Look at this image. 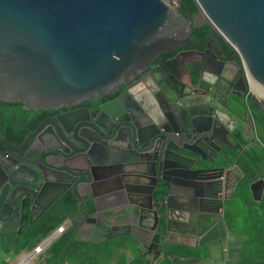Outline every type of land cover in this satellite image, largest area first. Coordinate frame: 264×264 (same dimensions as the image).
<instances>
[{
  "label": "flooded vegetation",
  "instance_id": "af4514ba",
  "mask_svg": "<svg viewBox=\"0 0 264 264\" xmlns=\"http://www.w3.org/2000/svg\"><path fill=\"white\" fill-rule=\"evenodd\" d=\"M182 2L177 3L184 18L180 21L181 29L189 31V24L193 22L192 43L184 44L174 52L161 53L131 82L119 85L114 92L100 98L83 100L69 107H9L7 121L0 123V237L20 235L23 229L48 212L38 216L61 192L64 193L49 210L53 211L67 196L68 202L74 203L76 208L60 215L65 218L66 230L73 227L75 231L76 220L81 216L78 205L85 203L92 209L96 198L102 207L98 189L104 183L111 185L116 176L121 175V165H109L113 154L121 151L132 156L138 155L137 150L148 152L150 187L157 179L163 193L166 190L162 189L161 177L178 180V198L172 203L186 206L187 211L178 215L181 219L178 228L182 234L166 236V240L174 244L199 248L227 237L226 223L233 220L240 224L246 216L242 213L246 208L245 200L241 199V188L245 184L249 185L253 200L264 201V193L261 200L253 197V193L259 197L260 179L264 178V87L252 78L236 49L211 27L199 10H185ZM190 14L192 19H189ZM106 104L115 117L102 111ZM136 112L142 113L136 119L138 124L149 126L147 132L136 138L137 141L127 125ZM147 113H152L154 119ZM87 125L102 134L92 130L91 139L81 138L77 131L85 130ZM112 133H115L114 142L104 137ZM31 134L34 136L26 147L23 146ZM90 142L94 143L93 149L102 160L93 166L95 180L85 183L83 172L91 166L82 158L77 163L70 159H79L80 150L88 147ZM50 149H58L64 156L59 153L48 155ZM222 155L227 157L221 165H226L228 191L216 197L215 190L207 188L204 195L195 200L189 186L199 180L208 181L217 164L213 161ZM163 157L160 169L158 160ZM32 166L38 168L40 177ZM41 176L48 180L41 207L30 208L27 218L17 216V213L13 215V207L7 199L34 193L31 188L37 186L36 181ZM56 180L58 184L50 183ZM252 183L254 190H251ZM74 189L78 191V197ZM184 194L188 197H183ZM156 197H162L159 190ZM159 207L158 203L150 205L153 215L150 225L153 227L146 250L137 248L133 235L137 233L132 226L113 225L100 231L90 229L88 239L120 238L123 236L115 235L123 228L122 231H129L133 258L138 255L144 264H160L166 258L170 259L171 245L162 247L159 242L160 233L155 229ZM140 235L138 233L142 243Z\"/></svg>",
  "mask_w": 264,
  "mask_h": 264
},
{
  "label": "water",
  "instance_id": "95a60500",
  "mask_svg": "<svg viewBox=\"0 0 264 264\" xmlns=\"http://www.w3.org/2000/svg\"><path fill=\"white\" fill-rule=\"evenodd\" d=\"M194 1L211 27L236 49L252 78L264 87V0ZM189 19H192L191 14ZM180 21L184 18L178 6L172 7L165 0H0V101L19 102L27 109L64 108L112 93L119 85L134 80L161 53L174 52L192 43L193 22L189 24L190 30L185 31ZM102 111L115 117L107 104ZM141 114L134 113L133 120L127 124L133 130L135 141L149 130L148 125L141 126L136 121ZM147 115L154 119L152 113ZM92 130L102 134L90 125L77 133L89 140ZM114 135L104 137L114 142ZM33 136L29 135L23 146L26 147ZM93 145L90 142L88 147L81 149L79 159H70L77 163L82 158L91 166L83 172L85 183L95 180L93 166L102 160ZM50 150L48 155L64 156L58 149ZM137 152L134 156L122 151L113 154L112 162L116 164L109 165L122 167L121 175L116 176L119 189L114 195L121 198L120 203L103 209L95 198L92 209L85 203L78 205L81 216L76 220L74 238L90 240V229L100 231L113 225L132 226L137 233H133L137 248L146 250L153 227L150 225L151 203L160 205L155 229L160 233L161 246L174 244L166 240L167 234L177 237L182 234L178 215L186 213L187 207L172 203L178 198V180L161 177L162 189L166 190L163 193L157 179L150 187L148 152ZM163 160L164 157L158 160L160 169ZM224 160L227 157L222 155L213 161L217 164L208 181L199 180L189 186L195 200L202 197L207 188L215 190L216 197L223 196L226 165L221 163ZM31 169L40 177L37 167ZM260 180L259 197L253 193L258 200L264 193V178ZM47 181L41 176L36 181L37 186L31 188L34 193L7 199L13 207L11 213L27 218L30 208H40ZM50 183L56 185L58 180ZM254 183L251 190H254ZM158 190L161 198L156 197ZM73 192L79 196L76 189ZM56 199L38 216L49 211ZM218 204L219 208L223 207L221 201ZM71 230L73 227L66 231ZM176 257L178 255L170 253V259Z\"/></svg>",
  "mask_w": 264,
  "mask_h": 264
},
{
  "label": "trees",
  "instance_id": "16d2710c",
  "mask_svg": "<svg viewBox=\"0 0 264 264\" xmlns=\"http://www.w3.org/2000/svg\"><path fill=\"white\" fill-rule=\"evenodd\" d=\"M184 8L191 12L198 10L194 0H181ZM184 10H181L183 12ZM205 26L208 27V24ZM12 105L24 107L22 103L0 101V123L8 119V109ZM25 110V109H24ZM241 199L244 201L242 213H245L242 223L236 224L230 220V227L248 238L244 245L243 260L245 264H264V201L256 202L250 196L249 185L242 186ZM71 208H76L74 203L68 202V197L61 200L53 211L46 212L34 223L27 226L20 235L1 236L0 251L4 256L0 258V264H7L10 257L20 254L25 249H32L45 235L61 225L65 218L60 215ZM240 214V211L237 213ZM128 245L126 237L91 241L74 238V231H65L61 234L38 258L36 264H111L120 248ZM170 251L180 256L207 255L201 248L187 247L179 244H171ZM8 257V258H7ZM115 264H144L143 259L136 255L128 259L125 253H119V259ZM160 264H176L166 258Z\"/></svg>",
  "mask_w": 264,
  "mask_h": 264
},
{
  "label": "crops",
  "instance_id": "0c3cea01",
  "mask_svg": "<svg viewBox=\"0 0 264 264\" xmlns=\"http://www.w3.org/2000/svg\"><path fill=\"white\" fill-rule=\"evenodd\" d=\"M119 189V184L117 181L113 182L111 185L109 183H104L103 187L98 189V195H100V203L102 204L103 209H107L114 204L120 203L121 198L115 197V191ZM228 191V189L226 190ZM124 226V225H121ZM226 228L228 229V235L222 241L214 240L208 245H202L201 249L207 252V255L200 254V256H189L183 257L178 255L172 261L176 264H245L243 260V250L244 245L247 241V236L244 233L237 232L233 230L229 224L226 223ZM121 228V227H120ZM126 229V228H125ZM119 233L115 236H123L128 238L129 241L128 246L122 247L116 253L115 259L111 264H115L119 259V253H125L126 257L130 260L134 256L133 246L131 244V240L129 239V231H122L123 228L120 229ZM236 232V233H235ZM32 249L23 250L18 258V260L14 264H18L20 259L25 257ZM1 252V251H0ZM19 255V254H18ZM39 258V257H38ZM38 258L32 259L26 264H36Z\"/></svg>",
  "mask_w": 264,
  "mask_h": 264
},
{
  "label": "built area",
  "instance_id": "2783aa9c",
  "mask_svg": "<svg viewBox=\"0 0 264 264\" xmlns=\"http://www.w3.org/2000/svg\"><path fill=\"white\" fill-rule=\"evenodd\" d=\"M170 6L175 7L178 0H165ZM66 224L63 222L57 228L53 229L49 234L45 235L27 254L21 258L19 263L24 260L25 264L32 259L38 258L61 234L66 231ZM18 263V264H19Z\"/></svg>",
  "mask_w": 264,
  "mask_h": 264
},
{
  "label": "rangeland",
  "instance_id": "374dc122",
  "mask_svg": "<svg viewBox=\"0 0 264 264\" xmlns=\"http://www.w3.org/2000/svg\"><path fill=\"white\" fill-rule=\"evenodd\" d=\"M20 255L21 254L10 257L9 262L7 264H14L18 260ZM3 256H4L3 252H0V258L3 257Z\"/></svg>",
  "mask_w": 264,
  "mask_h": 264
},
{
  "label": "bare ground",
  "instance_id": "6f19581e",
  "mask_svg": "<svg viewBox=\"0 0 264 264\" xmlns=\"http://www.w3.org/2000/svg\"><path fill=\"white\" fill-rule=\"evenodd\" d=\"M19 264H25V261L24 260H22Z\"/></svg>",
  "mask_w": 264,
  "mask_h": 264
}]
</instances>
